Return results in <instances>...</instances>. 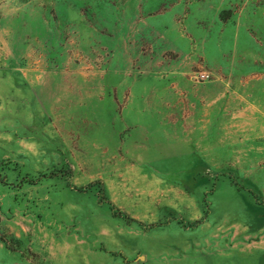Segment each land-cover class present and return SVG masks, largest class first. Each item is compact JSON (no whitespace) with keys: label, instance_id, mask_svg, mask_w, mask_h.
<instances>
[{"label":"rangeland","instance_id":"374dc122","mask_svg":"<svg viewBox=\"0 0 264 264\" xmlns=\"http://www.w3.org/2000/svg\"><path fill=\"white\" fill-rule=\"evenodd\" d=\"M0 264H264V0H0Z\"/></svg>","mask_w":264,"mask_h":264},{"label":"trees","instance_id":"16d2710c","mask_svg":"<svg viewBox=\"0 0 264 264\" xmlns=\"http://www.w3.org/2000/svg\"><path fill=\"white\" fill-rule=\"evenodd\" d=\"M118 216L120 217H124L128 222H133L134 219H132L128 214L124 213V212H118ZM155 225H150L148 227H145L147 229L149 228H153Z\"/></svg>","mask_w":264,"mask_h":264}]
</instances>
